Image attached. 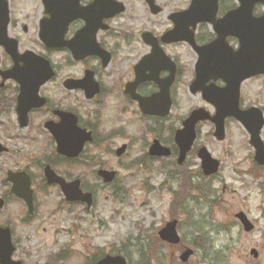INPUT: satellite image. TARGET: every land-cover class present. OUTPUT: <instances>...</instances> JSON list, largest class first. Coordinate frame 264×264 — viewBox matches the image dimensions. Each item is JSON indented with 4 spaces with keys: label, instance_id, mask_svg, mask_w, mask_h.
Here are the masks:
<instances>
[{
    "label": "rangeland",
    "instance_id": "rangeland-1",
    "mask_svg": "<svg viewBox=\"0 0 264 264\" xmlns=\"http://www.w3.org/2000/svg\"><path fill=\"white\" fill-rule=\"evenodd\" d=\"M122 1L127 11L114 26L119 36L129 39L123 47L116 46L118 52L112 65L103 71L106 91L100 101L85 102L78 93L66 94L62 81L80 76L94 64L68 65L61 55L53 58L59 65L58 80L42 93L52 106L75 108L97 134L95 143L99 146L88 147V165L57 167L58 173L68 174L70 180L84 181L94 192L89 210L85 211L83 205H67L58 188L41 183L39 165L45 163L41 156L54 154L42 129L47 115L32 116L30 128L18 131L13 111L0 114V144L9 150L0 155V198L4 200L0 225L8 223L12 230L15 259L23 264H85V259L94 253L119 251L128 264H182L178 260L181 248H168L157 238L162 225L177 219L182 246L195 250L186 264H264V167L253 164V150L242 128L229 123L225 140L218 143L209 125L200 127L197 145L206 146L221 161L219 174L213 178L199 175V161L194 153L181 167L175 164L174 157L147 161L144 156L155 137L170 146L169 127L174 131L179 126L178 122L170 125L177 121L174 118L181 120L191 109L203 106L200 97L190 96L187 90L192 79L193 54L185 46L167 49L179 61L183 74L175 90L173 119L162 124V129L148 126L139 118L135 105L120 96L121 83L132 78L130 69L145 51L137 41L139 33L150 30L159 34L168 28L167 15L182 9L188 0H157L163 13L155 18L148 15L142 0ZM12 5L15 26L10 35L19 40L21 51L40 52L35 24L42 11L40 0H16ZM22 26L27 27V33H23ZM204 31L208 33L207 29ZM101 39L110 43L103 36ZM263 88L264 78L246 82L242 87L245 100L264 107ZM261 138L264 141V130ZM122 144L127 145V150L117 159L114 152ZM101 166L117 173L110 186H103L95 178L93 171ZM24 169L33 177L36 205L35 214L26 222L25 206L10 197L9 185L3 183L7 170ZM174 191L177 196L172 195ZM173 198L179 199L180 212L179 204L171 205ZM239 211L254 225L252 232L245 233L234 218ZM252 249L256 250V258L250 255ZM58 255L62 258L53 262Z\"/></svg>",
    "mask_w": 264,
    "mask_h": 264
},
{
    "label": "water",
    "instance_id": "water-1",
    "mask_svg": "<svg viewBox=\"0 0 264 264\" xmlns=\"http://www.w3.org/2000/svg\"><path fill=\"white\" fill-rule=\"evenodd\" d=\"M212 1L215 5L217 0ZM241 7L238 11L230 13L227 18L214 23V30L218 34V39L210 45L197 49L199 55V64L196 71V80L191 87V92L202 91L204 100L212 104L216 108V114L214 117H209L202 110L194 111L190 117L183 123V129L176 132L175 142L179 148L178 164H181L185 158L186 153L190 150L191 144L195 138L194 127L198 121L210 120L215 126L214 136L217 140L223 138V121L228 116H233L238 119L246 130L249 132L251 140L250 144L255 148L256 155L255 160L258 164L264 163V147L260 142L259 131L263 125L261 113L256 109H251L248 112L241 113L235 110L238 89L240 83L252 76L264 74V16L260 19H251L249 17L251 8L255 3L264 4V0H239ZM45 6L49 8L48 13L52 17L54 26H45L42 30V40L46 42L51 39L52 36L59 40L65 31L69 21L77 16H83L85 13L95 11V13L107 12V16L113 14L115 10L107 0H97L96 3L85 10H79L77 8L78 0H43ZM199 4V3H198ZM195 4L187 13L176 15L172 18L175 24V28L168 32L164 37L165 43H171L176 41H187L190 44L192 42V35L188 32V27H194L198 22H210L213 23V16L215 13V6H210L203 13H197ZM5 1L0 0V15L3 13L6 16ZM86 11V12H85ZM65 15V17H64ZM238 22L244 24L243 28L238 27ZM235 23V24H233ZM5 24L3 23L0 33V42L5 44ZM61 30L57 25H61ZM59 28V29H57ZM228 28L233 31H228ZM95 30V29H94ZM235 36L239 39L240 47L236 53H233L224 44V37ZM62 44V43H61ZM57 46L56 44H53ZM59 45V44H58ZM154 45V44H153ZM15 48L9 50L12 57H14ZM20 58L23 63V67L18 70L27 71L24 73H15L14 78L20 85L21 94L18 99L17 111L20 115H25L28 106L23 109L27 104L36 103V93L39 88L50 77L49 68L43 65L37 60L26 57ZM16 71V70H15ZM214 73V74H213ZM221 78L226 87L221 90H214V88H206L205 84L210 79ZM144 78L136 74V81L134 85L143 81ZM171 82V78L159 84L161 92L159 97L164 98V114L168 110V86ZM92 96L93 93H89ZM224 95L228 99L224 102ZM220 97V99H218ZM140 105L145 109L144 105L149 100H139ZM30 106V105H29ZM23 109V110H22ZM75 119L72 120L63 119L60 126L54 128L53 134L57 143L58 153L65 155L69 158L76 157L81 151L83 144L90 140V136L85 132L78 130L75 125ZM124 151V147L117 151V155H121ZM149 154L151 156L167 157L170 155V151L156 141L153 142L150 147ZM198 157L201 159V166L205 175H210L216 172L217 163L213 162L204 149H201L198 153ZM44 176L48 184H57L60 186L65 198L70 202H84L89 208L91 205V195L89 193H82L79 189V181L72 183H66L63 179L56 176L49 167L44 170ZM99 176L104 182L109 183L114 178V173H108L104 171L99 172ZM6 181L12 183L11 192L17 197L24 200L28 207V212L31 214L33 210L32 206V191L30 190V181L25 173H8ZM2 202L0 201V206ZM236 217L241 222L244 231L250 232L252 225L247 221L246 217L240 213ZM176 221L168 223L160 232L159 236L163 241L171 244H177L179 239L176 231ZM13 247L10 242V231L8 229L0 228V264H20L19 262L11 261V255L13 253ZM192 250H186L180 256L182 262H186L192 255ZM97 264H125V261L120 257H106Z\"/></svg>",
    "mask_w": 264,
    "mask_h": 264
},
{
    "label": "flooded vegetation",
    "instance_id": "flooded-vegetation-1",
    "mask_svg": "<svg viewBox=\"0 0 264 264\" xmlns=\"http://www.w3.org/2000/svg\"><path fill=\"white\" fill-rule=\"evenodd\" d=\"M15 1L16 0H9V15H10V22H9V25H8V34L9 35L11 33L12 27L15 26L14 23H13L14 20L12 18L13 17V14H12V6L13 5H12V3L15 2ZM91 1L92 0H82L81 3H82V5H87ZM155 3H156V5H159L157 3V0L155 1ZM233 4H234V0H219L218 1V13H217V17H221L222 15L225 14V12H228L229 10H231L234 7ZM160 14H162V12H160L157 16H159ZM262 14H264V8L262 6H260V5H256L254 7V9H253V15L255 17H259ZM43 16H44V13H43V11H41L39 18H37V20L35 21V24L37 25V32H38V20L41 17H43ZM123 16L124 15L119 14V15L115 16L114 18H109L108 20H103L102 21V24L104 25V27L107 30L105 31V33H104V31L97 30L95 32V34L93 35V38L95 37V39L98 42L99 46H102L103 49H104V46L106 47V43L104 42V40L101 39V37L103 36L105 39L109 40L110 35H111L110 32H109V31H111V28L110 27L113 26L116 21H119ZM150 17L155 18L156 16H150ZM84 26H85V22L83 21V18L72 21L69 24V26H68V29H67V32H66L64 38L66 40H71L75 36V34L79 30H81ZM204 30H205V28H204V25H202V24L198 25L195 28V30H194V39L196 41V44L199 45V46L208 44L214 38V33H213L212 30L209 31L208 33L205 32ZM22 31H23V33H27V27L26 26H22ZM107 32H109V33H107ZM161 32H162V30H161ZM91 35L90 34L88 35V40L91 39ZM154 35H157V34L154 33ZM124 37L126 38L127 36L124 35ZM37 41H38V38H37ZM227 41H228V43L232 47H236L237 41L234 38H228ZM18 45H19V50H20V42H19ZM160 46L163 47L165 50L167 48V46H165L163 44H160ZM40 47H41L40 53L42 55H44L46 58H48L51 61L52 66H53L54 71H55V77L53 78V80L47 82L43 87L40 88V95H42V90H45L46 87H48L49 85H51L52 83H54V82H56L58 80V68H59V65H58V63H56L53 60V58L56 57V56H59V55L63 56V58H65V62L68 63V65H72V66H74L75 64H83V63H86V62L91 61V63H93L94 65H91V66H89V67H87L85 69L92 70V73H93L95 79L100 84L101 90H100V94H99V96L97 98L100 100L105 95V91H106V88L105 87H106V85L103 82L104 79H103L102 74H103V71L107 70L108 68L107 69H104V68L102 69L101 68V65H99L100 63H99L98 59H96L93 56H88V57H86L85 59H83L80 62H74V61H72L70 59V55L68 54L69 52L67 50H65V49H60V50L46 49L41 44H40ZM185 47L189 50V48L186 45H185ZM108 50L110 51L109 54L111 56L109 64H111L112 53H111V50L110 49H108ZM144 50H145L143 52L144 54H142V55H147L150 52V48L147 47V46L144 48ZM169 55L172 57L173 61L177 64L176 71H175V76H174V81H173V84H174L175 79L181 77L182 74H183V71H182V69H181L182 67L180 66V63L176 59V57H173L170 53H169ZM7 58L8 57H7V55H5V52H4L3 48L0 47V70L1 71H5L6 69H8V68L11 67V62H10V60H7ZM151 62H152L151 60H148V61H146V64L149 65ZM156 63L158 64L157 74L159 75V77H161V78L166 77L168 75V72L165 71L163 68H161V67H163V64L161 62H159V61H156ZM84 70L82 71V74L80 76H78V77L65 78L62 81V83H61L62 89L65 92H68L65 89V87H64V82L66 80H68V79H73V80H79L80 79V80H82L83 79ZM145 73L148 74L149 73V70H146ZM191 73H192V78H193L194 77V75H193V67H192V72ZM260 78H264V76L257 77L256 79H260ZM173 84H172V87H173ZM213 85L216 86V87H218V88H221V87L224 86V84H223V82L221 80H216L215 82H213ZM172 87H171V90H172ZM119 89H120V96L124 99V96H123V93H122L123 83H121ZM18 90L19 89H18L16 83L14 82V80H5V81H2V79L0 78V111L5 112L6 110H10V111L11 110L12 111L15 110L16 100H17V95H18ZM154 90H155V86L152 83H142V84L138 85L137 88H136V92L139 95H141V96H149L151 93H153ZM70 93H72V94H77L78 93V94L82 95V91L81 90L72 91ZM244 96H246V95H244L242 93V90H240V94H239V97H238V107L241 110L248 109L250 106L256 104V103H253V102L248 103V101L245 100V97ZM95 100H96V98L94 99V102H95ZM124 101H126L130 105H134V103L132 101H130L129 99H125ZM48 104L50 105L49 107H48ZM46 105L47 106L45 108L41 109V110H32L30 112V114H29V127L28 128H30V126H31L30 119L32 118V116H34V115H36L38 113L46 114L47 115V118L45 119L46 121L48 119H54L55 121H57V118L52 115L53 110L54 109H57V108L58 109L59 108H62V109L68 110L67 107H64L63 108V106H59V105L52 106L50 104V101H49L48 98H47V104ZM207 107H208V111H210V112L213 111V107L212 106L207 105ZM135 108H136V111H137L138 109L136 107V104H135ZM145 121L147 123H152L153 126H156V125L164 124L165 118H158V117L152 116V117L147 118ZM229 123H233V124L237 125V122L234 119H227L225 121V127L226 128H227V125ZM80 124H81V122H80ZM82 124L83 125H86L84 122H82ZM86 128H88V127H86Z\"/></svg>",
    "mask_w": 264,
    "mask_h": 264
}]
</instances>
